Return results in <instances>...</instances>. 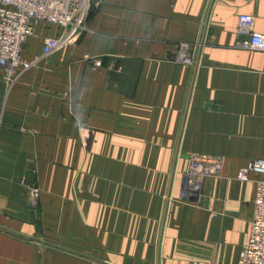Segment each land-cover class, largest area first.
<instances>
[{"label":"crops","instance_id":"crops-1","mask_svg":"<svg viewBox=\"0 0 264 264\" xmlns=\"http://www.w3.org/2000/svg\"><path fill=\"white\" fill-rule=\"evenodd\" d=\"M242 13L264 32V0H104L12 87L0 68V264H238L255 184L237 173L264 158V50L240 44ZM59 30L38 23L24 56ZM194 153L222 158L199 193ZM33 168L55 186L39 226Z\"/></svg>","mask_w":264,"mask_h":264},{"label":"built area","instance_id":"built-area-1","mask_svg":"<svg viewBox=\"0 0 264 264\" xmlns=\"http://www.w3.org/2000/svg\"><path fill=\"white\" fill-rule=\"evenodd\" d=\"M104 0H0V68L4 79L12 87L18 78L32 65L67 44L78 41L88 28L94 7ZM59 27L56 35L44 38L42 51L32 59L24 56L23 48L28 38L35 33L40 22ZM239 33L247 37L240 41L243 47L264 50V32L254 29V16L250 13L239 15ZM190 44H179L175 61L191 63ZM93 64L100 65L98 57L86 56ZM221 167L220 158L209 154L194 153L185 174L187 189L197 192L201 182ZM241 180H252L255 184V198L251 227L238 264H264V158L250 160L237 173Z\"/></svg>","mask_w":264,"mask_h":264},{"label":"rangeland","instance_id":"rangeland-1","mask_svg":"<svg viewBox=\"0 0 264 264\" xmlns=\"http://www.w3.org/2000/svg\"><path fill=\"white\" fill-rule=\"evenodd\" d=\"M209 155H212L214 158H220L221 164H222L221 156H218L215 154H209ZM190 164H191V157H190ZM220 171H221V167L217 173H211L206 177L219 175ZM32 172H33V181L32 182L27 181V183L25 184L27 192H28L26 193L25 202L27 205V209H29L31 212L30 214L32 215V222L36 224L37 226H39V224H41L40 222L42 219V211L44 210V208H46V205L48 203L51 205V203L48 201H51L52 203L56 202L55 194H54L55 186L50 183L41 185L38 181V177L36 176L37 170L33 168ZM199 191L200 189L197 190V193H199ZM33 241L37 242V240L35 241V239ZM55 243L56 242L52 240V238L50 237L49 245L55 246Z\"/></svg>","mask_w":264,"mask_h":264}]
</instances>
